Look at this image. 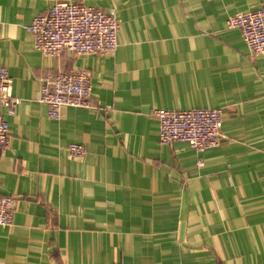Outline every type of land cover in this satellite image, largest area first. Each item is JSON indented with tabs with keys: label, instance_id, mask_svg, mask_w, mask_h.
<instances>
[{
	"label": "crops",
	"instance_id": "1",
	"mask_svg": "<svg viewBox=\"0 0 264 264\" xmlns=\"http://www.w3.org/2000/svg\"><path fill=\"white\" fill-rule=\"evenodd\" d=\"M59 0H0V65L17 99L0 264H264V58L227 16L264 0H70L113 8V51L44 55L27 25ZM85 69L91 107L39 101L43 78ZM221 108L217 145L158 140L155 108ZM70 142L84 146L72 156Z\"/></svg>",
	"mask_w": 264,
	"mask_h": 264
},
{
	"label": "built area",
	"instance_id": "2",
	"mask_svg": "<svg viewBox=\"0 0 264 264\" xmlns=\"http://www.w3.org/2000/svg\"><path fill=\"white\" fill-rule=\"evenodd\" d=\"M225 24L239 30L251 54L264 58V11L261 7L231 14ZM118 27L113 8L103 10L82 2L59 0L35 15L27 30L32 35L34 47L44 55H57L63 50L78 55L113 51L118 44ZM90 90L91 77L87 70L60 69L43 78L38 99L46 104L48 116L57 119L63 106L91 107ZM16 102L8 70L0 65V105L11 112ZM152 113L158 121L160 143L184 141L201 152L219 142V107L155 108ZM8 140V122L0 111V149L8 145ZM67 148L75 157L85 152L84 146L77 142H70ZM14 200L13 195L0 192V225L11 224Z\"/></svg>",
	"mask_w": 264,
	"mask_h": 264
}]
</instances>
